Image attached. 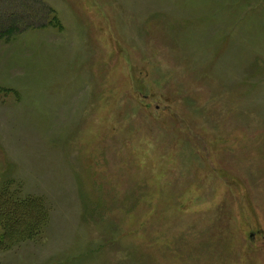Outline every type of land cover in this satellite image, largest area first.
I'll list each match as a JSON object with an SVG mask.
<instances>
[{
    "label": "rangeland",
    "instance_id": "rangeland-1",
    "mask_svg": "<svg viewBox=\"0 0 264 264\" xmlns=\"http://www.w3.org/2000/svg\"><path fill=\"white\" fill-rule=\"evenodd\" d=\"M0 186V264H264V0H0Z\"/></svg>",
    "mask_w": 264,
    "mask_h": 264
},
{
    "label": "trees",
    "instance_id": "trees-1",
    "mask_svg": "<svg viewBox=\"0 0 264 264\" xmlns=\"http://www.w3.org/2000/svg\"><path fill=\"white\" fill-rule=\"evenodd\" d=\"M9 28L1 33L12 32ZM20 30L16 28L14 32ZM45 219L46 210L40 198H18L8 187L0 186V242L18 237L33 238Z\"/></svg>",
    "mask_w": 264,
    "mask_h": 264
}]
</instances>
